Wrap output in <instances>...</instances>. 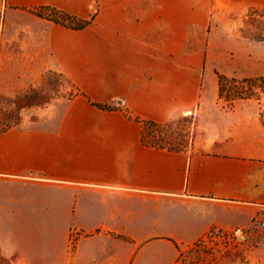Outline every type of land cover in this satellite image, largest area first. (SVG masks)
<instances>
[{"label":"crops","instance_id":"crops-1","mask_svg":"<svg viewBox=\"0 0 264 264\" xmlns=\"http://www.w3.org/2000/svg\"><path fill=\"white\" fill-rule=\"evenodd\" d=\"M40 6L90 20L74 29L37 16L51 66L84 95L53 126L0 131V264H173L178 246L211 230L258 228L254 99L202 125L200 150L144 145L134 117L193 111L205 78L217 96L214 67L200 64L213 47L200 41L236 39L264 0H0V16L18 12L25 25Z\"/></svg>","mask_w":264,"mask_h":264},{"label":"rangeland","instance_id":"rangeland-1","mask_svg":"<svg viewBox=\"0 0 264 264\" xmlns=\"http://www.w3.org/2000/svg\"><path fill=\"white\" fill-rule=\"evenodd\" d=\"M32 12L34 19L28 18L25 25L19 23L22 14L18 12L0 16V124L16 120L26 125L53 126L71 96V86L51 66L50 55L42 48V20L37 16L54 14L48 10ZM248 15L250 19L236 39L200 41V44L210 42L213 47L208 57L200 56L203 67L232 70L230 76L236 77L264 75V11L248 9ZM205 83V94L194 110L176 113L169 119L173 123L168 131L182 142V149L206 148L202 125L219 111L234 108V103L230 106L213 95L208 78ZM253 101L248 110L257 112L262 121L264 95ZM173 264H264V231L214 229L196 242L178 246Z\"/></svg>","mask_w":264,"mask_h":264},{"label":"trees","instance_id":"trees-1","mask_svg":"<svg viewBox=\"0 0 264 264\" xmlns=\"http://www.w3.org/2000/svg\"><path fill=\"white\" fill-rule=\"evenodd\" d=\"M256 7H250L249 10H256ZM264 11V8H261ZM32 10H48L53 16L45 17L48 20L60 23L62 25L80 29L88 24L89 19L78 18L64 10L51 7V6H40ZM39 14V13H38ZM59 74L63 77L64 81L71 86V93L67 99H71L76 95H84L82 91L72 81L66 78L61 72ZM218 92V99L227 101L230 106L233 105L237 99H254L259 100L264 95V75H257L252 77H236L229 76L224 73L215 70ZM91 104L102 108L111 109L112 107L107 104L97 103L91 101ZM262 123L264 124L263 114ZM141 125V142L144 145L152 146L155 148H165L168 150H181L183 144L181 141L175 140L171 133L168 131L173 120H167L164 122H157L149 119H141L134 117ZM19 124L18 121L14 120L8 123L0 124V131H3L11 126ZM212 233V230L208 233Z\"/></svg>","mask_w":264,"mask_h":264},{"label":"built area","instance_id":"built-area-1","mask_svg":"<svg viewBox=\"0 0 264 264\" xmlns=\"http://www.w3.org/2000/svg\"><path fill=\"white\" fill-rule=\"evenodd\" d=\"M255 224L257 225V227H258L260 230L264 231V215H260V216H258L257 219H256ZM215 230H216V229H215ZM72 234H74V233H72ZM74 240H75V238L72 237V241H71V243H73Z\"/></svg>","mask_w":264,"mask_h":264}]
</instances>
